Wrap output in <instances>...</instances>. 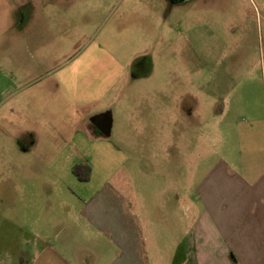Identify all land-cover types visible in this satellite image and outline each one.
Here are the masks:
<instances>
[{
	"label": "crops",
	"instance_id": "0c3cea01",
	"mask_svg": "<svg viewBox=\"0 0 264 264\" xmlns=\"http://www.w3.org/2000/svg\"><path fill=\"white\" fill-rule=\"evenodd\" d=\"M151 1L94 4L101 10L120 9L115 17L131 29L139 3L143 11H153ZM186 1L167 0L178 7ZM183 21L185 15L178 25ZM92 22L84 18L76 33L82 44L72 41L71 55L42 76L41 85L17 92L8 79L0 82V264H264V124L256 128L259 115L237 97L232 105H217L224 97L215 84L204 81L201 61L186 60L185 30L172 48L182 77L171 78L165 60L156 77L149 58L128 59L120 45H107L108 33ZM166 38L162 42L170 40L169 34ZM166 44L163 54L169 52ZM140 89L145 95L136 117L159 118L162 125L136 121L130 148L143 147L137 138L149 132L150 148L174 146L179 154L185 148V117L237 111L251 117L242 144L226 143L229 125L220 131L225 135L216 138L211 160L198 156L194 172L200 173L192 191L187 192L186 177L181 181L175 174L171 183L169 172L162 188L152 181L146 189L136 188L134 178L123 174L129 161L121 149L125 143L110 140L109 108L120 107L116 112L123 116L124 107H136ZM12 118L18 119L17 126L11 125ZM11 141H17L14 150L20 156H13ZM246 144L252 156H246ZM74 165L82 166L81 179L72 173ZM85 166L89 174L84 180ZM45 176L58 185L56 196H38Z\"/></svg>",
	"mask_w": 264,
	"mask_h": 264
},
{
	"label": "rangeland",
	"instance_id": "374dc122",
	"mask_svg": "<svg viewBox=\"0 0 264 264\" xmlns=\"http://www.w3.org/2000/svg\"><path fill=\"white\" fill-rule=\"evenodd\" d=\"M85 1L87 0H0V82L4 78L8 79V85L17 92L29 91L25 87L29 88L31 84H35L34 88L41 85V77L71 55L74 49L68 48L72 41L75 40L76 45L82 44L83 39L79 40L82 35L78 37L76 33L83 28L86 17H92L94 26L101 27L108 33L105 34L108 35V46L120 45L128 59L143 62L149 58L154 63V76H161L162 62L165 60L170 63L171 78L182 77V70L180 73L178 68V54L173 53L172 48L177 44L178 34L185 30L188 45L186 60L192 63L201 61L204 81L215 84L216 93L220 97L229 98L228 101L224 98L219 100L217 105L226 102L232 105L233 98L237 97L244 108L259 115L256 117L259 122L255 126L257 129L260 125L262 127L264 0H188L179 7L167 0H152L153 11H143L145 6L140 2L137 22L134 25L133 20L129 21L130 24L133 23L131 29L125 26V21L117 20L119 15L115 17L119 8L114 11L108 6V9L101 10L103 7L94 4L98 0L87 1L92 2L91 6L85 4ZM93 12L97 14L94 15ZM182 15H185V21L179 26L178 20ZM74 23L78 28L73 26ZM167 34L170 42H162L164 38L167 39ZM164 44L169 47L168 54L161 51ZM187 76L188 70L186 78H189ZM140 90L141 94L136 93V107H124L123 116L116 112L121 110L120 107L109 108L110 140L125 143L121 149L128 155L129 161L123 174L130 175L131 180L134 178L136 188L146 189L150 181L162 188L166 183L163 177L168 176L169 172L168 179L171 183L175 174H178L181 181L186 177L187 192L192 191L200 173L194 172L198 156L201 154L203 158L209 159L207 162L211 160L215 154L216 138H221L219 134L225 135V132L220 131H224L229 125L226 128V143L230 147L242 144L241 134L251 117L237 111L232 114L226 112L223 117L217 114L201 118L193 115L185 117V150L181 148L179 154L174 146L165 149L150 148L149 132L141 133V137L137 138V143L139 141L143 147L130 148V141L136 137L133 125L136 121L140 126L146 127L162 125L157 121L159 118L136 117L139 112L137 103L141 104L145 95ZM187 92L193 93L188 87ZM0 117L2 118L1 101ZM196 120L197 125L194 124ZM17 121V118H12L11 125L17 126ZM88 121L91 122L90 116ZM16 143L17 141H11L14 157L20 156L14 150ZM251 149L252 146L246 144V156H252ZM242 152L245 156L243 149ZM13 180L18 185V176L14 175ZM53 183L45 176L41 186L42 194L38 196H56L59 187ZM185 213L189 224L190 210L187 209Z\"/></svg>",
	"mask_w": 264,
	"mask_h": 264
},
{
	"label": "trees",
	"instance_id": "16d2710c",
	"mask_svg": "<svg viewBox=\"0 0 264 264\" xmlns=\"http://www.w3.org/2000/svg\"><path fill=\"white\" fill-rule=\"evenodd\" d=\"M82 166L81 165H74L72 167V173L78 178V179H81L83 176L81 175V172L80 171ZM83 172L85 174V177H84V180L88 178V174H89V168L88 167H83Z\"/></svg>",
	"mask_w": 264,
	"mask_h": 264
}]
</instances>
